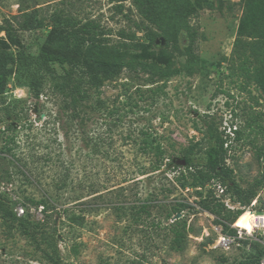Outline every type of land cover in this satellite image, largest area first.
I'll return each instance as SVG.
<instances>
[{
  "label": "rangeland",
  "instance_id": "374dc122",
  "mask_svg": "<svg viewBox=\"0 0 264 264\" xmlns=\"http://www.w3.org/2000/svg\"><path fill=\"white\" fill-rule=\"evenodd\" d=\"M160 4L158 29L134 0H0V49L36 55L55 18H67L92 22L81 58L118 67L90 91L104 108L89 111L82 129L60 111L49 75L34 100L10 69L6 97L26 103L16 119L0 113V194L61 264H264V185L243 206L216 179L195 187L178 164L188 156L204 165L224 132L234 182L246 189L259 176L264 93L253 72L264 75V41L235 48L241 0ZM187 8L197 14L185 17ZM147 138L164 151L160 172H151ZM208 190L213 213L197 206ZM179 204L181 217H171ZM16 226L0 219V264H50Z\"/></svg>",
  "mask_w": 264,
  "mask_h": 264
},
{
  "label": "trees",
  "instance_id": "16d2710c",
  "mask_svg": "<svg viewBox=\"0 0 264 264\" xmlns=\"http://www.w3.org/2000/svg\"><path fill=\"white\" fill-rule=\"evenodd\" d=\"M162 2H165V0H134L141 16L158 29H160L159 20L163 12L160 4ZM241 3L243 4V13L238 22L234 45L235 48L240 47L244 51L254 38L260 37L264 41V0H241ZM184 12L185 17L197 14L196 10L188 11V8ZM93 30L92 22L77 26L71 19L55 18L47 40L39 48L36 55H26L22 51L12 53L0 49V113L3 116H12L16 119L18 115L15 114L17 107L19 104L25 105L26 103L24 100L8 99L6 97L7 79L12 73L10 69L14 67L13 73L16 76L17 83L25 86L29 97L34 100L40 98L46 75H49V87L59 100L60 111L69 113L70 120L75 121L78 129H82L86 124L89 111H100L104 108V102L100 98H93L90 91L92 89L97 90L103 82L112 80L118 73L116 65L93 66L85 58H81L86 42L94 40L92 38L94 36L91 35ZM242 55L245 54L242 53ZM57 68L60 70L59 72ZM245 71L247 72V70ZM251 75L248 73L246 77L250 79ZM253 75L255 83L264 93V75L256 70H254ZM37 106L38 102L34 104V107ZM14 128L13 122L7 125V129ZM232 135L233 140L236 141L241 137L237 129L233 130ZM229 139V134H224V132L223 134H217L214 146L206 150L205 163L200 167L194 165L191 159L186 156L184 165L187 171L186 178H190L195 187H204L212 179H216L222 186H225L227 192L235 197L237 203L248 206L256 196V189L264 185V146L254 147V159L261 164L262 171L253 180L249 188L241 189L234 182L231 170L225 164ZM142 146L144 150L153 152L156 157L151 172H160L161 167L164 166V151L161 146L151 138L145 139ZM171 165L173 166V164H168V166ZM213 201L212 191L208 190L206 197L199 200L197 206L213 213L215 209ZM216 206L222 205L218 204ZM183 207L184 205L179 204L171 217L180 213ZM255 218L257 219V217ZM0 219L15 223L17 225L15 230L18 234L41 250L50 264H61L57 254L52 257L46 250L40 248V239L33 234L31 227L24 225V223H28L27 216H18L17 213H13L7 198L2 194H0ZM235 220L236 218L233 222ZM69 221L80 224L79 216L76 215H71ZM53 252H56L55 247Z\"/></svg>",
  "mask_w": 264,
  "mask_h": 264
},
{
  "label": "built area",
  "instance_id": "2783aa9c",
  "mask_svg": "<svg viewBox=\"0 0 264 264\" xmlns=\"http://www.w3.org/2000/svg\"><path fill=\"white\" fill-rule=\"evenodd\" d=\"M16 96H17L18 98L20 97V95H16ZM22 97H26L24 93H22ZM217 188L219 189L220 194H222V193L224 192L223 188L220 187L219 185L217 186ZM20 213H22V210H19V211L17 212V215L20 216ZM227 241H228V238H227V237H225V236H222V237H221V242H222L223 244H225Z\"/></svg>",
  "mask_w": 264,
  "mask_h": 264
},
{
  "label": "water",
  "instance_id": "95a60500",
  "mask_svg": "<svg viewBox=\"0 0 264 264\" xmlns=\"http://www.w3.org/2000/svg\"><path fill=\"white\" fill-rule=\"evenodd\" d=\"M178 164L179 165H181V166H184L185 165V160L183 159V160H180V161H178ZM181 217V214H176V216H175V218H180Z\"/></svg>",
  "mask_w": 264,
  "mask_h": 264
}]
</instances>
